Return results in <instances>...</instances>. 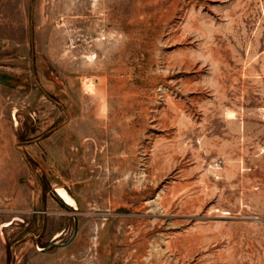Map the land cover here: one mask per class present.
I'll return each mask as SVG.
<instances>
[{
    "label": "rangeland",
    "instance_id": "rangeland-1",
    "mask_svg": "<svg viewBox=\"0 0 264 264\" xmlns=\"http://www.w3.org/2000/svg\"><path fill=\"white\" fill-rule=\"evenodd\" d=\"M0 74V264H264V0H0Z\"/></svg>",
    "mask_w": 264,
    "mask_h": 264
},
{
    "label": "water",
    "instance_id": "water-1",
    "mask_svg": "<svg viewBox=\"0 0 264 264\" xmlns=\"http://www.w3.org/2000/svg\"><path fill=\"white\" fill-rule=\"evenodd\" d=\"M10 81H12L11 77H9L7 75L0 74V84L1 85L7 86ZM76 231H77V223H76V220L74 219V226H73V232H72L71 237L66 242H64V243H62L60 245H55V246H58V247L67 246L74 239Z\"/></svg>",
    "mask_w": 264,
    "mask_h": 264
},
{
    "label": "bare ground",
    "instance_id": "bare-ground-1",
    "mask_svg": "<svg viewBox=\"0 0 264 264\" xmlns=\"http://www.w3.org/2000/svg\"><path fill=\"white\" fill-rule=\"evenodd\" d=\"M56 192L61 198H63L66 204L72 205V201L64 194L62 190L57 189Z\"/></svg>",
    "mask_w": 264,
    "mask_h": 264
},
{
    "label": "flooded vegetation",
    "instance_id": "flooded-vegetation-1",
    "mask_svg": "<svg viewBox=\"0 0 264 264\" xmlns=\"http://www.w3.org/2000/svg\"><path fill=\"white\" fill-rule=\"evenodd\" d=\"M58 245H60V244H58Z\"/></svg>",
    "mask_w": 264,
    "mask_h": 264
}]
</instances>
